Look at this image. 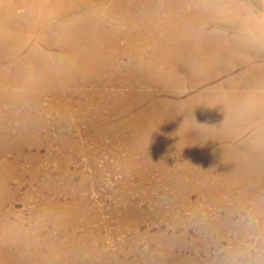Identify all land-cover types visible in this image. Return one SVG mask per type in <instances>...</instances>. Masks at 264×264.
Listing matches in <instances>:
<instances>
[{
    "label": "rangeland",
    "instance_id": "obj_1",
    "mask_svg": "<svg viewBox=\"0 0 264 264\" xmlns=\"http://www.w3.org/2000/svg\"><path fill=\"white\" fill-rule=\"evenodd\" d=\"M102 1H104L103 4L108 3V6L110 5L108 0ZM102 1L88 0L86 3L91 5ZM155 1L158 8L164 7L166 3L174 6L173 0H171L172 3L168 0H154L153 2ZM257 1H213L212 4L216 6L218 4L220 11L216 12L217 14L212 12L207 16L208 18L205 16L197 18L196 24L201 27L202 31L197 33V30L192 31L185 27L180 31L181 33H178L173 29L170 22L167 24V26L170 24L168 27L160 24L163 30L154 32V34L156 33L155 37L159 35V40L150 42L151 44L148 43L149 45L143 42L130 43L125 41L128 36L142 35V31L129 30L130 32L127 33V30L118 29L120 34L117 32L116 35L123 37V41L127 43L123 41L116 42L115 46L118 51L131 52L130 54L135 56L140 53L138 50L144 49L143 51L150 53L152 61L157 58L152 63L141 67L138 66L139 68L136 67L134 69L146 72L141 77L144 81H147L150 75L159 76V85L152 83L153 85L146 86L145 91L152 94L157 91L155 88L158 90L161 88V92L154 94L158 98L168 97L171 100V103L168 102L169 106L166 109L170 114H173L170 116H173L172 120L176 127L181 129L187 127V130L191 127L189 131L192 132L181 138L176 131L172 132V134L166 131L157 134L158 132L155 131L157 133L152 135L148 141L142 138L139 141L140 143L119 142L111 140L103 132L97 133L92 128L88 129L86 127L85 114L83 118L82 116L78 117V115L69 114L70 127L64 129L63 124L59 127L55 124V121L57 120V114H67L69 110L60 109L58 112L50 110L49 107L54 104V99L50 95L44 96L39 100L38 105L40 107L35 108L32 103L28 106V111L30 115L36 116L35 118L41 119L44 117L42 119L53 127L48 130L50 131L49 136L46 137L44 135L47 128L41 126L36 131L25 129L23 132H16V135H20L16 143L9 140L3 141V143L0 141V162L5 164L4 170L0 173V211L9 213L11 220L17 218L21 220L24 229L34 230L32 219L30 220L28 217L29 213L34 214L44 204V209L40 213L46 210L50 217L41 220L44 225L42 233L44 235L48 233L49 238L55 239V244L65 245V254L63 253L61 256L63 259L65 257L68 258L70 264H264V204H262L264 203V2H261L264 0ZM114 2L126 3L127 0H116ZM239 2L242 3L239 5ZM237 3L240 7L237 6ZM231 4H234L233 7ZM216 6L214 7L216 8ZM260 13L263 14L261 15ZM77 16H82L84 19L82 20L80 17L78 20L81 19L82 21L80 22L85 24L90 21L89 17L84 16L83 13L72 15V18L70 16L68 20H72L75 23ZM159 21L162 23V20L159 19ZM63 22H56V27ZM204 22L205 24H203ZM56 27L48 36V41L52 43L55 34L59 33V29H56ZM161 35L162 37H160ZM190 35L193 37H190ZM205 36H209V38ZM197 37L200 40L195 42ZM183 44L186 46V50ZM192 48L194 49L192 50ZM1 49L5 51L4 47ZM156 54L157 57L155 56ZM197 57L199 58L197 59ZM204 57L207 61H202ZM3 61L6 62L7 59ZM157 61L161 62L158 63ZM195 62L196 64H194ZM155 70L157 71L155 72ZM163 77L164 80L162 79ZM244 77L248 80L244 79ZM133 79L140 80V78ZM229 85L233 86L230 87ZM250 95L251 97H248ZM251 102L254 104L252 105ZM181 103L183 106H181ZM189 103L191 106L188 105ZM205 109L208 110L206 111ZM84 111H87V106H85ZM240 112L241 114L239 115ZM175 113L177 114L174 115ZM248 114L249 116H247ZM256 119L258 120L256 121ZM3 120L10 123L6 119L0 118V124L5 123ZM33 122L34 124L37 123L36 119ZM262 123L263 125H261ZM204 132L208 133L205 134ZM203 136L205 137L203 138ZM57 137L60 141L56 139ZM132 149L133 151H131ZM243 155H246V157ZM253 160L257 161L254 162ZM243 165L246 167H243ZM247 170L250 171L248 172ZM200 180L202 181L199 182ZM258 189L259 191L257 192ZM256 193L259 194V197ZM209 197L211 198L210 200ZM46 205L48 206L46 207ZM70 211L71 213H69ZM34 216L36 217V222H40L39 215L34 214ZM72 238L79 241V248L77 247L79 250L76 249V245L71 241ZM17 256L20 257L21 253H18ZM17 264L29 263L18 261Z\"/></svg>",
    "mask_w": 264,
    "mask_h": 264
},
{
    "label": "bare ground",
    "instance_id": "obj_2",
    "mask_svg": "<svg viewBox=\"0 0 264 264\" xmlns=\"http://www.w3.org/2000/svg\"><path fill=\"white\" fill-rule=\"evenodd\" d=\"M95 1V0H94ZM99 1V0H97ZM102 1V0H100ZM108 0L110 5L96 2L88 4V0H0V118L10 123L0 124V141H16L20 135L16 132L23 130L36 131L44 126L47 131L44 135L49 136V128H53L42 118H35L29 114L28 106L34 104L40 107L39 100L47 95L54 99V104L49 108L55 112L67 109V114H57L55 124L70 127L68 115H86V127L94 129L95 132L105 133L111 140L119 142L134 143L142 138L150 140L155 133L162 131H176L179 136L185 137L191 133L186 128H178L174 124L173 114L167 111L168 97L158 98L154 93L145 91L150 84L159 85V76L150 75L147 81L142 76L144 70L134 69L145 64L152 63L150 53L138 50L135 56L130 53L120 52L115 43L123 41L124 38L116 35L118 29L142 31V35L127 37L126 42L150 43L159 40L154 32L163 30L170 22L178 33L183 28H189L197 33L202 31L196 24V20L219 12L220 7L212 2L219 0H173L174 6L166 3L164 7L158 8L156 1L151 0H127L125 3ZM169 2L171 0H168ZM223 1V0H222ZM260 1V0H258ZM257 1V2H258ZM106 2V1H105ZM264 2V1H261ZM92 3V2H91ZM172 3V1H171ZM242 2H239V5ZM224 4V2H223ZM250 4V3H249ZM106 5V6H105ZM114 5V6H113ZM232 5V4H231ZM234 5V4H233ZM232 5V7H233ZM237 3V6H239ZM113 6V7H112ZM216 6V8L214 7ZM236 6V7H237ZM242 6V5H241ZM263 6V5H262ZM225 7V6H224ZM240 7V6H239ZM253 7V6H252ZM243 8V7H242ZM247 8H249L247 6ZM246 8V9H247ZM229 10V9H228ZM243 10V9H242ZM248 10V9H247ZM254 10V9H253ZM258 10V9H257ZM223 11V10H222ZM232 11V10H231ZM226 12V11H225ZM235 12V11H234ZM251 12V11H250ZM256 12V11H255ZM84 14L89 20L85 24L82 16H77V21H69L72 15ZM87 13V14H86ZM238 13V12H237ZM217 14V13H216ZM223 14V13H222ZM229 14V13H228ZM239 14V13H238ZM250 14V13H248ZM252 14V13H251ZM255 14V13H254ZM261 14V13H260ZM263 14V13H262ZM261 14V15H262ZM225 15V14H224ZM222 16V15H221ZM230 16V15H229ZM234 16V15H233ZM239 16V15H238ZM82 20H78V18ZM241 17V16H239ZM74 18V17H73ZM198 18V19H197ZM162 20V23H160ZM204 19V18H203ZM238 19V18H237ZM251 19V18H250ZM68 22H67V21ZM221 20V19H219ZM217 20V21H219ZM241 20V19H240ZM239 20V21H240ZM244 20V19H243ZM252 20V19H251ZM261 20V19H260ZM64 21L56 27V24ZM214 21V20H213ZM216 21V22H217ZM227 21V20H226ZM245 21V20H244ZM57 22V23H56ZM80 22V23H79ZM232 22V21H231ZM56 23V24H55ZM239 23V22H238ZM257 23V20H256ZM264 23V22H263ZM205 24V22L203 23ZM202 25V24H201ZM228 25V24H227ZM231 25V24H230ZM255 25V24H254ZM229 26V25H228ZM233 26V25H232ZM231 26V27H232ZM59 29L52 39L48 41L51 31ZM235 27V26H234ZM205 28V27H204ZM203 28V29H204ZM55 29V30H56ZM170 29V27H169ZM130 30V31H129ZM161 30V31H162ZM172 30V29H171ZM57 31V30H56ZM173 31V30H172ZM175 32V31H174ZM173 32V33H174ZM191 32V31H190ZM209 32V31H208ZM54 33V32H53ZM176 33V32H175ZM181 33V32H180ZM120 34V32L118 33ZM134 34V33H133ZM169 34V33H168ZM184 34V33H182ZM206 34V33H205ZM163 35V34H162ZM162 35L160 37H162ZM172 35V34H171ZM187 35V34H186ZM193 35V34H192ZM127 36V35H126ZM170 36V35H169ZM53 37V36H52ZM180 37V36H179ZM187 37V36H186ZM190 37H193L190 35ZM196 37V36H195ZM204 37V36H203ZM207 37V36H205ZM188 38V37H187ZM209 38V36L207 37ZM173 39V38H172ZM171 39V40H172ZM181 39V37H180ZM50 40V39H49ZM170 40V39H168ZM194 40V39H193ZM192 40V41H193ZM200 40L197 37L195 42ZM206 40V39H205ZM204 40V41H205ZM164 41V39H163ZM188 41V40H185ZM202 41V42H204ZM209 41V40H208ZM124 42V41H123ZM124 42V43H126ZM174 42V41H173ZM181 42V41H180ZM199 42V41H198ZM122 43V44H124ZM192 43V42H191ZM201 43V42H200ZM199 43V44H200ZM127 44V43H126ZM151 44V43H150ZM158 44V43H157ZM156 44V45H157ZM169 44V43H167ZM194 44V43H193ZM113 45V47H111ZM132 45V44H131ZM141 45V44H140ZM149 45V44H148ZM172 45V43H171ZM175 45V44H174ZM196 45V43H195ZM122 46V45H121ZM133 46V45H132ZM143 46H145L143 44ZM183 46H185L183 44ZM190 46V45H189ZM193 46V45H192ZM202 46V43H201ZM118 47V46H117ZM125 47V46H124ZM128 47V46H127ZM131 47V46H130ZM160 47V46H159ZM166 47V46H165ZM179 47V46H178ZM191 47V46H190ZM196 47V46H195ZM198 47V46H197ZM200 47V46H199ZM137 48V47H136ZM146 48V47H145ZM168 48V47H167ZM176 48V47H175ZM125 49V48H124ZM138 49V48H137ZM152 49V48H151ZM171 49V48H170ZM194 48H192L193 50ZM126 50V49H125ZM149 50V49H148ZM163 50V49H162ZM173 50V49H172ZM184 50V49H183ZM182 50V51H183ZM186 50V46H185ZM184 50V52H185ZM203 50V49H202ZM137 51V50H136ZM175 51V50H174ZM177 51V50H176ZM195 51V50H194ZM208 51V50H206ZM204 51V52H206ZM162 52V51H161ZM159 52V53H161ZM189 52V51H188ZM198 52V50H197ZM163 53V52H162ZM191 53V52H190ZM209 53V52H208ZM206 53V54H208ZM152 54V52H151ZM178 54V53H177ZM187 55V54H186ZM192 55V54H191ZM216 55V54H215ZM157 57V54L155 55ZM162 56V55H161ZM167 56V55H166ZM177 56V55H176ZM175 56V57H176ZM180 56V55H179ZM194 56V54H193ZM192 56V57H193ZM203 56V55H202ZM164 57V56H163ZM173 57V56H172ZM189 57V56H187ZM153 58V57H152ZM168 58V57H167ZM166 58V59H167ZM199 57H197L198 59ZM7 61H3L6 60ZM163 59V58H162ZM172 59V58H171ZM180 59V58H179ZM202 59V58H201ZM221 59V58H220ZM234 59V58H233ZM165 60V59H163ZM173 60V59H172ZM192 60V59H191ZM250 60V59H249ZM176 61V60H175ZM174 61V62H175ZM185 61V60H184ZM194 61V60H193ZM202 61H207L204 57ZM219 61V60H218ZM137 62V63H136ZM158 62V61H157ZM161 62V61H159ZM158 62V63H159ZM177 62V61H176ZM180 62V61H179ZM192 62V61H191ZM243 62V61H242ZM157 63V64H158ZM163 63V62H162ZM168 63V62H167ZM171 63V62H170ZM190 63V62H189ZM198 63V62H197ZM202 63V62H201ZM216 63V62H215ZM256 63V62H255ZM156 64V63H155ZM164 64V63H163ZM175 64V63H174ZM179 64V63H178ZM187 64V63H186ZM196 64V62L194 63ZM206 64V63H205ZM208 64V63H207ZM221 64V63H220ZM219 64V65H220ZM223 64V63H222ZM137 65V66H136ZM154 65V63H153ZM152 65V66H153ZM177 65V64H176ZM189 65V64H188ZM198 65V64H197ZM226 65V64H225ZM147 66V65H146ZM150 66V65H149ZM148 66V67H149ZM162 66V65H160ZM171 66V65H170ZM191 66V65H190ZM206 66V65H205ZM209 66V65H208ZM138 67V68H139ZM172 67V66H171ZM170 67V68H171ZM200 67V66H199ZM214 67V66H213ZM227 67V66H226ZM259 67V66H258ZM168 68V67H167ZM202 68V67H201ZM216 68V67H215ZM230 68V67H228ZM260 68V67H259ZM262 68V67H261ZM156 69V68H155ZM174 69V68H173ZM190 69V68H189ZM197 69V68H196ZM225 69V68H224ZM172 70V69H171ZM202 70V69H201ZM204 70V69H203ZM260 70V69H259ZM150 71V70H149ZM153 71V70H152ZM157 70H155L156 72ZM176 71V70H175ZM188 71V70H187ZM211 71V70H210ZM218 71V69H217ZM224 71V70H223ZM159 72V71H158ZM157 72V73H158ZM166 72V71H165ZM172 72V71H171ZM179 72V71H177ZM226 72V71H225ZM229 72V71H228ZM162 73V72H161ZM168 73V72H167ZM198 73V72H197ZM201 73V72H200ZM218 73V72H216ZM166 74V73H165ZM170 74V73H169ZM176 74V73H175ZM187 74V73H186ZM190 74V73H189ZM149 75V74H148ZM168 75V74H167ZM173 75V74H171ZM252 75V74H251ZM255 75V74H254ZM163 76V75H162ZM181 76V75H180ZM198 76V75H196ZM201 76V75H200ZM235 76V75H234ZM165 77V75H164ZM164 77L162 78L164 80ZM182 77V76H181ZM212 77V76H211ZM238 77V76H237ZM133 78H140L133 79ZM146 78V77H145ZM178 78V77H176ZM185 78V77H184ZM191 78V76H190ZM189 78V79H190ZM195 78V77H194ZM206 78V77H205ZM229 78V77H228ZM232 78V77H231ZM236 78V77H235ZM239 78V77H238ZM255 78V77H254ZM142 79V80H141ZM166 79V78H165ZM188 79V78H187ZM193 79V78H192ZM240 79V78H239ZM244 79H247L244 77ZM170 80V79H168ZM182 80V79H181ZM186 80V79H185ZM184 80V81H185ZM191 80V79H190ZM231 80V79H230ZM235 80V79H234ZM237 80V79H236ZM248 80V79H247ZM256 80V79H255ZM253 81V79H252ZM169 83L168 81H166ZM183 82V81H182ZM191 82V81H190ZM208 82V81H207ZM193 83V82H192ZM221 83V82H220ZM245 83V82H244ZM253 83V82H251ZM152 84V85H153ZM163 84V83H162ZM171 84V83H170ZM227 84V83H226ZM231 84V83H230ZM242 84V83H241ZM196 85V84H195ZM228 85V84H227ZM234 85V82H233ZM232 85V86H233ZM236 85V84H235ZM164 86V85H163ZM178 86V84H177ZM184 86V85H183ZM230 86V85H229ZM230 86V87H232ZM243 86V85H242ZM264 86V85H263ZM166 87V84H165ZM164 87V88H165ZM181 87V86H180ZM251 87V86H250ZM163 88V89H164ZM187 88V87H186ZM225 88V87H224ZM229 88V87H228ZM237 88V86H235ZM149 89V88H148ZM151 89V87H150ZM153 89V88H152ZM176 90V89H175ZM240 90V89H239ZM179 91V90H178ZM182 91V90H181ZM184 91V90H183ZM241 91V90H240ZM245 91V90H244ZM167 92V91H166ZM173 92V91H172ZM227 92V91H226ZM235 92V91H234ZM247 93V92H246ZM174 94V93H173ZM181 94V93H180ZM179 94V95H180ZM153 95V96H152ZM175 95V94H174ZM258 95V94H257ZM248 97H251L248 96ZM244 98V97H243ZM254 98V97H253ZM52 99V100H53ZM191 99V98H190ZM264 99V98H263ZM253 100V99H252ZM181 101V100H180ZM190 101V100H189ZM196 101V100H195ZM247 101V99H246ZM177 102V101H176ZM175 102V103H176ZM182 102V101H181ZM245 102V101H244ZM255 102V101H254ZM41 103V102H40ZM210 103V102H209ZM248 103V102H247ZM250 103V102H249ZM252 103V102H251ZM43 104V103H42ZM51 104V103H50ZM173 104V103H172ZM179 104V103H178ZM254 103H252L253 105ZM263 104V103H262ZM190 105V103L188 104ZM257 105V104H256ZM87 106V111H84ZM171 106V105H170ZM174 106V105H173ZM178 106V105H176ZM181 106L182 103H181ZM180 106V107H181ZM191 106V105H190ZM242 106V105H241ZM246 106V105H244ZM261 106V105H260ZM44 107V106H43ZM247 107V106H246ZM254 107V106H253ZM264 107V106H263ZM30 108V107H29ZM33 108V107H32ZM178 108V107H177ZM182 108V107H181ZM249 108V107H248ZM261 108V107H260ZM171 109V108H170ZM243 109V108H242ZM172 110V109H171ZM176 110V109H175ZM190 110V109H189ZM195 110V109H193ZM206 110V109H205ZM208 110V109H207ZM206 110V111H207ZM32 111V110H31ZM62 111V110H61ZM245 111V110H244ZM255 111V110H254ZM180 112V111H177ZM182 112V111H181ZM202 112V111H201ZM200 112V113H201ZM205 112V111H203ZM211 112V111H210ZM242 112V111H241ZM239 113V115L241 114ZM260 112V111H259ZM32 113V112H30ZM40 113V112H39ZM36 114V113H35ZM175 113L174 115H176ZM179 114V113H178ZM184 114V113H183ZM212 114V113H211ZM251 114V113H250ZM253 114V113H252ZM255 114V113H254ZM47 115V114H46ZM54 115V114H53ZM181 115V114H180ZM179 115V116H180ZM190 115V114H189ZM209 115V114H208ZM196 116V115H195ZM249 116V114L247 115ZM49 117V116H48ZM175 117V116H174ZM223 117V116H222ZM230 117V116H229ZM232 117V116H231ZM255 117V116H254ZM264 117V116H263ZM52 118V117H51ZM176 118V117H175ZM211 118V117H209ZM216 118V117H215ZM224 118V117H223ZM226 118V117H225ZM241 118V117H240ZM262 118V117H261ZM37 121L34 124L33 120ZM49 119V118H48ZM197 119V118H196ZM237 119V118H235ZM243 119V118H242ZM247 119V118H246ZM249 119V118H248ZM251 119V118H250ZM47 120V119H46ZM77 120V118H76ZM214 120V119H213ZM218 120V119H217ZM231 120V119H230ZM258 119H256L257 121ZM2 121V122H3ZM80 121V120H79ZM203 122V120H201ZM225 121V120H223ZM233 121V120H232ZM238 121V119H237ZM251 121V120H250ZM190 122V121H189ZM192 122V121H191ZM201 122V123H202ZM218 122V121H217ZM227 122V120H226ZM234 122V121H233ZM254 122V121H253ZM188 124V122H186ZM196 123V122H195ZM224 123V122H223ZM222 123V124H223ZM247 123V122H246ZM245 123V124H246ZM34 124V125H33ZM54 124V125H55ZM221 124V126H222ZM227 124V123H226ZM235 124V123H234ZM239 124V123H238ZM244 124V125H245ZM249 124V123H248ZM53 125V124H52ZM75 125V124H73ZM193 125V124H192ZM263 125V123L261 124ZM56 126V127H57ZM72 126V125H71ZM198 126V125H197ZM203 126V125H202ZM210 126V125H209ZM236 126V125H235ZM256 126V125H254ZM227 127V126H226ZM244 127V126H243ZM246 127V126H245ZM259 127V126H258ZM55 128V127H54ZM194 128V126H193ZM200 128V127H199ZM204 128V127H203ZM213 128V127H212ZM234 128V127H233ZM240 128V127H239ZM249 128V127H248ZM255 128V127H254ZM215 129V128H214ZM246 129V128H245ZM87 130V129H86ZM85 130V131H86ZM198 130V129H196ZM196 130H194L196 132ZM206 130V128H205ZM209 130V128H208ZM224 130V129H223ZM240 130V129H239ZM256 130V129H255ZM259 130V129H258ZM59 131V130H58ZM157 131V132H155ZM203 131V130H201ZM211 131V130H210ZM244 131V130H243ZM67 132V130H66ZM215 132V131H214ZM211 132V133H214ZM237 132V131H236ZM254 132V131H253ZM69 133V132H68ZM88 133V132H87ZM201 133V132H200ZM205 133V132H204ZM208 133V132H206ZM205 133V134H206ZM210 133V134H211ZM217 133V132H216ZM226 133V132H225ZM250 133V132H249ZM255 133V132H254ZM253 133V134H254ZM260 133V132H258ZM39 134V133H38ZM56 134V133H55ZM93 134V133H92ZM91 134V135H92ZM194 134V133H192ZM238 134V133H237ZM246 134V133H245ZM248 134V132H247ZM43 135V134H41ZM43 135V136H44ZM61 135V134H60ZM189 135V134H188ZM261 135V134H260ZM39 136V135H38ZM59 136V135H58ZM65 136V134H64ZM96 136V135H95ZM193 136V135H192ZM195 136V135H194ZM239 136V135H238ZM254 136V135H251ZM34 137V136H33ZM93 137V135H92ZM97 137V136H96ZM161 137V136H160ZM188 137V136H187ZM205 136H203L204 138ZM210 137V136H209ZM249 137V135H248ZM35 138V137H34ZM44 138V137H43ZM49 138V137H48ZM47 138V139H48ZM89 138V137H88ZM95 138V137H93ZM155 138V137H154ZM165 138V137H164ZM170 138V137H169ZM173 138V137H171ZM202 138V139H203ZM216 138V137H215ZM227 138V137H226ZM244 138V137H243ZM254 138V137H253ZM256 138V137H255ZM259 138V136H258ZM264 138V137H263ZM58 140V137L56 138ZM65 139V138H64ZM71 139V138H70ZM102 139V138H101ZM147 139V140H146ZM161 139V138H160ZM193 139V138H191ZM196 139V138H195ZM213 139V138H212ZM222 139V138H221ZM225 139V137H224ZM257 139V138H256ZM43 140V139H42ZM68 140V139H67ZM163 140V139H162ZM189 140V139H188ZM204 140V139H203ZM210 140V139H208ZM216 140V139H214ZM258 140V139H257ZM263 140V139H262ZM8 141V142H9ZM21 141V140H20ZM46 141V140H45ZM60 141V139L58 140ZM97 141V140H96ZM166 141V140H165ZM172 141V140H170ZM186 141V139H185ZM197 141V140H196ZM211 141V140H210ZM244 141V140H243ZM9 142V143H10ZM176 142V141H175ZM183 142V141H181ZM191 142V141H190ZM202 142V141H201ZM206 142V141H205ZM209 142V141H208ZM216 142V141H215ZM229 142V141H228ZM247 142V141H246ZM245 142V143H246ZM251 142V141H250ZM263 142V141H262ZM20 144V142H18ZM41 143V142H40ZM113 143V142H112ZM140 143V142H139ZM154 143V142H153ZM192 143V142H191ZM226 143V142H225ZM6 144V143H5ZM13 144V143H12ZM43 144V143H42ZM117 144V143H116ZM168 144V143H167ZM172 144V143H171ZM176 144V143H175ZM180 144V143H179ZM193 144V143H192ZM204 144V142H203ZM212 144V143H211ZM221 144V143H220ZM224 144V143H223ZM222 144V146H223ZM233 144V143H232ZM256 144V143H255ZM41 145V144H40ZM16 146V144H15ZM37 146V144H36ZM128 146V144H127ZM131 146V144H130ZM162 146V144H161ZM189 146V144H188ZM217 146V144H216ZM253 146V144H252ZM4 147V146H2ZM1 147V148H2ZM9 147V146H8ZM14 147V144H13ZM12 147V148H13ZM38 147V146H37ZM126 147V146H125ZM134 147V146H132ZM220 147V146H219ZM224 147V146H223ZM221 147V148H223ZM259 147V146H258ZM257 147V148H258ZM23 148V147H22ZM168 148V147H167ZM189 148V147H188ZM187 148V149H188ZM197 148V146H196ZM201 149V147H199ZM233 148V147H232ZM247 148V147H246ZM249 148V147H248ZM256 148V147H255ZM24 149V148H23ZM128 149V148H127ZM154 149V148H153ZM185 149V148H184ZM243 149V148H242ZM253 149V148H252ZM3 150V149H2ZM6 150V149H5ZM14 150V149H13ZM12 150V151H13ZM16 150V149H15ZM178 150V147H177ZM176 150V151H177ZM190 150V149H189ZM211 150V149H210ZM216 150V149H215ZM220 150V149H219ZM230 150V149H229ZM236 150V149H235ZM130 151V150H129ZM133 151V149L131 150ZM130 151V152H131ZM176 151H174L176 153ZM206 151V150H205ZM226 151V150H225ZM237 151V150H236ZM242 151V150H241ZM259 151V150H258ZM262 151V150H261ZM29 152V151H27ZM135 152V151H134ZM137 152V151H136ZM141 152V151H140ZM179 152V151H178ZM191 152V151H190ZM193 152V151H192ZM215 152V151H214ZM213 152V153H214ZM244 152V151H243ZM242 152V154H243ZM254 152V151H253ZM257 152V150H256ZM23 153V152H22ZM30 153V152H29ZM34 153V152H33ZM164 153V152H163ZM171 153V152H170ZM189 153V152H188ZM219 153V152H218ZM236 153V152H234ZM250 153V152H249ZM260 153V152H259ZM129 154V153H128ZM144 154V153H143ZM142 154V155H143ZM165 154V153H164ZM191 154V153H190ZM203 154V153H202ZM206 154V153H205ZM220 154V153H219ZM226 154V153H225ZM237 154V153H236ZM235 154V155H236ZM183 155V154H182ZM181 155V156H182ZM213 155V154H212ZM216 155V154H215ZM214 155V156H215ZM218 155V154H217ZM223 155V154H221ZM231 155V153H230ZM238 155V154H237ZM248 155V154H247ZM250 155V154H249ZM41 156V155H40ZM140 156V155H139ZM148 156V155H147ZM192 156V155H191ZM200 156V155H199ZM225 156V155H224ZM244 156V155H243ZM261 156V155H260ZM259 156V157H260ZM32 157V156H31ZM246 157V155L244 156ZM1 158V157H0ZM22 158V157H21ZM141 158V157H140ZM145 158V156H144ZM186 158V157H185ZM188 158V157H187ZM210 158V157H209ZM208 158V159H209ZM219 158V157H218ZM255 158V157H254ZM32 159V158H31ZM148 159V158H147ZM190 159V158H189ZM237 159V157H236ZM40 160V159H39ZM214 160V159H213ZM216 160V159H215ZM219 160V159H218ZM217 160V161H218ZM225 160V159H224ZM238 160V159H237ZM6 161V160H5ZM25 161V160H24ZM146 161V160H145ZM164 161V160H163ZM184 161V160H183ZM195 161V160H194ZM193 161V163H194ZM202 161V160H201ZM211 161V160H209ZM252 161V160H251ZM254 161V160H253ZM257 161V160H256ZM254 161V162H256ZM260 161V160H259ZM28 162V161H27ZM143 162V161H142ZM154 162V161H153ZM166 162V161H165ZM215 162V161H214ZM224 162V161H223ZM239 162V161H238ZM247 162V161H246ZM147 163V162H146ZM150 163V162H148ZM161 163V162H160ZM211 163V162H210ZM229 164V162L227 161ZM226 163V164H227ZM249 163V162H248ZM259 163V162H258ZM18 164V163H17ZM190 164V163H189ZM196 164V163H195ZM200 164V163H199ZM221 164V162H220ZM224 164V163H222ZM231 164V163H230ZM250 164V163H249ZM255 164V163H254ZM253 164V166H255ZM203 165V164H202ZM206 165V164H205ZM214 165V164H213ZM236 165V164H235ZM245 165V163H244ZM243 167H246L244 166ZM248 165V164H247ZM28 166V165H27ZM151 166V165H150ZM153 166V164H152ZM155 166V165H154ZM197 166V165H196ZM199 166V165H198ZM229 166V165H228ZM257 166V165H256ZM260 166V165H259ZM5 164L0 162V173ZM13 167V166H12ZM159 167V166H157ZM235 167V166H234ZM242 167V168H243ZM24 168V167H23ZM156 168V167H155ZM181 168H183L181 166ZM228 168V167H227ZM233 168V167H232ZM231 168V169H232ZM263 168V167H262ZM187 169V168H186ZM190 169V168H189ZM192 169V168H191ZM202 169V168H201ZM205 169V168H204ZM230 169V168H229ZM234 169V168H233ZM260 169V168H259ZM7 170V169H6ZM184 170V169H183ZM188 170V169H187ZM195 170V169H194ZM193 170V171H194ZM242 170V169H241ZM258 170V169H257ZM167 171V170H166ZM191 171V170H190ZM200 171V170H199ZM222 171V170H221ZM234 171V170H233ZM239 171V170H238ZM248 171V170H247ZM250 171V170H249ZM248 171V172H249ZM262 171V170H261ZM40 172V170H39ZM177 172V171H176ZM175 172V173H176ZM181 172V171H180ZM195 172V171H194ZM193 172V173H194ZM229 172V171H228ZM237 172V171H236ZM246 172V171H244ZM255 172V171H254ZM8 173V172H7ZM41 173V172H40ZM191 173V172H190ZM189 173V174H190ZM192 173V174H193ZM196 173V172H195ZM209 173V172H208ZM218 173V172H217ZM221 173V172H220ZM223 173V172H222ZM227 173V172H225ZM230 173V172H229ZM14 174V173H13ZM62 174V172H61ZM185 174V173H184ZM240 175V173H238ZM245 174V173H244ZM248 174V173H246ZM255 174V173H254ZM257 174V173H256ZM3 175V174H2ZM11 175V174H10ZM44 175V174H43ZM164 175V174H163ZM162 175V176H163ZM182 175V174H181ZM186 175V174H185ZM184 175V176H185ZM195 175V174H194ZM193 175V176H194ZM204 175V174H203ZM259 175V174H258ZM261 175V174H260ZM263 175V174H262ZM35 176V175H34ZM64 176V175H63ZM161 176V177H162ZM179 176V175H178ZM189 176V175H188ZM228 176V175H227ZM5 177V176H4ZM14 177V176H13ZM62 177V176H61ZM205 177V176H204ZM234 177V176H231ZM238 177V176H237ZM263 177V176H262ZM46 178V177H45ZM168 178V177H167ZM176 178V177H174ZM173 178V179H174ZM203 178V177H202ZM243 178V177H242ZM257 178V177H256ZM59 179V178H58ZM57 179V180H58ZM62 179V178H61ZM64 179V178H63ZM213 179V178H211ZM221 179V178H220ZM239 179V178H238ZM47 180V179H46ZM51 180V179H50ZM49 180V181H50ZM60 180V179H59ZM164 180V178H163ZM210 180V179H209ZM236 180V179H235ZM252 180V179H251ZM62 181V180H61ZM169 181V180H168ZM200 180L199 182H201ZM239 181V180H238ZM237 181V182H238ZM246 181V180H245ZM258 181V180H257ZM48 182V181H47ZM53 182V181H52ZM59 182V181H57ZM167 182V181H166ZM177 182V181H176ZM184 182V181H183ZM214 182V181H213ZM212 182V183H213ZM217 182V181H216ZM221 182V181H220ZM219 182V183H220ZM244 182V181H243ZM248 182V181H246ZM165 183V182H164ZM188 183V182H187ZM209 183V182H208ZM242 183V182H241ZM240 183V184H241ZM255 183V182H253ZM264 183V182H263ZM5 184V183H3ZM18 184V182H17ZM52 184V183H51ZM55 184V183H54ZM58 184V183H57ZM60 184V182H59ZM173 184V183H172ZM176 184V183H175ZM179 184V183H178ZM203 184V183H202ZM214 184V183H213ZM226 184V182H225ZM236 184V183H235ZM246 184V183H245ZM250 184V183H249ZM46 185V184H45ZM191 185V184H189ZM221 185V184H220ZM233 185V184H232ZM239 185V183H238ZM260 185V183H259ZM3 186V185H2ZM38 186V185H37ZM36 186V187H37ZM48 186V185H47ZM46 186V187H47ZM175 186V185H174ZM180 186V185H179ZM178 186V187H179ZM223 186V185H222ZM229 186V185H228ZM237 186V185H236ZM257 186V185H256ZM18 187V186H17ZM183 187V186H182ZM188 187V186H187ZM196 187V186H195ZM217 187V186H216ZM220 187V186H219ZM241 187V186H240ZM247 187V186H246ZM5 188V187H4ZM19 188V187H18ZM70 188V187H69ZM177 188V187H176ZM181 188V187H180ZM210 188V187H209ZM208 188V189H209ZM226 188V187H225ZM231 188V187H230ZM235 188V187H234ZM256 188V187H255ZM53 189V188H52ZM170 189V188H169ZM190 189V188H189ZM227 189V188H226ZM236 189V188H235ZM240 189V188H239ZM244 189V188H243ZM257 189V188H256ZM18 190V189H16ZM178 190V188H177ZM203 190V189H202ZM213 190V189H212ZM232 190V189H231ZM230 190V191H231ZM238 190V189H237ZM254 190V189H253ZM55 191V190H54ZM53 191V192H54ZM68 191V190H67ZM174 191V190H173ZM180 191V190H179ZM178 191V192H179ZM185 191V190H184ZM188 191V190H187ZM205 191V190H203ZM244 191V190H243ZM259 189L257 190V192ZM2 192V191H1ZM220 192V191H219ZM222 192V191H221ZM224 192V191H223ZM236 192V190H235ZM16 193V192H15ZM46 193V192H45ZM51 193V192H50ZM56 193V192H55ZM70 193V192H69ZM167 193V192H166ZM173 193V192H172ZM177 193V192H176ZM183 193V192H182ZM186 193V192H185ZM190 193V192H189ZM201 193V192H200ZM245 193V192H244ZM254 193V191H253ZM49 194V193H48ZM58 194V193H57ZM72 194V193H71ZM164 194V193H163ZM206 194V193H205ZM218 194V192H217ZM226 194V193H225ZM230 194V193H229ZM233 194V193H232ZM241 194V192H240ZM2 195V194H1ZM259 197V194L256 193ZM9 196V195H8ZM11 196V195H10ZM13 196V195H12ZM72 196V195H71ZM70 196V197H71ZM176 196V195H173ZM181 196V195H180ZM213 196V195H212ZM210 196V197H212ZM237 196V195H236ZM242 196V195H241ZM167 197V196H166ZM188 197V196H187ZM205 197V196H204ZM209 197V200L211 199ZM257 197V198H258ZM261 197V196H260ZM263 197V196H262ZM168 198V197H167ZM181 198V197H180ZM231 198V197H230ZM249 198V197H248ZM256 198V199H257ZM264 198V197H263ZM3 199V198H2ZM47 199V197H46ZM164 199V197H163ZM218 199V198H217ZM237 199V197H236ZM246 199V198H245ZM260 199V198H259ZM262 199V198H261ZM50 200V199H49ZM172 200V199H171ZM177 200V199H176ZM179 200V199H178ZM190 200V199H189ZM220 200V199H219ZM242 200V199H241ZM248 200V199H247ZM246 200V201H247ZM174 201V200H173ZM185 201V199H184ZM233 201V200H232ZM249 201V200H248ZM252 201V200H251ZM263 201V200H261ZM42 202V201H41ZM44 202V201H43ZM52 202V201H51ZM172 202V201H171ZM188 202V201H187ZM215 202V201H214ZM217 202V201H216ZM229 202V201H226ZM238 202V201H237ZM259 202V201H258ZM225 203V202H224ZM244 203V202H243ZM262 203V202H261ZM260 203V204H261ZM39 204V203H38ZM47 204V203H46ZM55 204V203H54ZM73 204V203H72ZM171 204V203H170ZM185 204V202H184ZM213 204V202H212ZM227 204V203H226ZM239 204V203H238ZM236 204V205H238ZM258 204V203H257ZM264 204V203H262ZM1 205V204H0ZM44 205V204H43ZM35 211L39 215L36 222L34 214L29 213L33 228L24 229L22 221L18 218L11 220L9 213L0 211V264H17L18 261L29 264H70L68 258H62L64 246L55 244V239L49 238V234L42 233V219L50 217L44 206ZM58 205V204H56ZM74 205V204H73ZM192 205V204H190ZM218 205V204H217ZM229 205V204H228ZM232 205V204H231ZM235 205V206H236ZM240 205V204H239ZM48 205H46L47 207ZM72 206V205H71ZM76 206V205H75ZM216 206V205H215ZM234 206V205H233ZM258 206V205H257ZM51 207V206H50ZM54 207V206H53ZM57 207V206H55ZM188 207V206H187ZM231 207V206H229ZM255 207V205H254ZM260 207V206H259ZM63 208V207H62ZM68 208V207H67ZM182 208V207H181ZM237 208V207H236ZM56 209V208H53ZM65 209V208H64ZM63 209V210H64ZM71 209V208H70ZM69 209V210H70ZM78 209V208H77ZM80 209V208H79ZM239 209V208H238ZM36 210V209H35ZM49 210V209H48ZM229 210V209H228ZM243 210V209H242ZM231 211V210H229ZM237 211V210H236ZM255 211V210H254ZM32 212V211H31ZM170 212V211H169ZM257 212V210H256ZM60 213V212H59ZM62 213V212H61ZM71 213V211L69 212ZM67 212V214H69ZM73 213V212H72ZM64 214V213H63ZM66 214V213H65ZM66 214V215H67ZM222 214V213H221ZM232 214V213H231ZM229 214V215H231ZM233 215V214H232ZM53 216V215H52ZM60 216V215H59ZM54 217V216H53ZM67 217V216H66ZM221 218V217H220ZM56 219V218H55ZM71 219V218H70ZM224 219V218H223ZM52 220V219H51ZM50 220V221H51ZM59 220V219H58ZM44 221V220H43ZM66 221V220H65ZM73 221V220H72ZM226 221V220H225ZM238 221V220H237ZM58 222V221H56ZM60 222V221H59ZM58 222V223H59ZM64 222V221H63ZM224 222V221H222ZM240 222V221H239ZM45 223V222H44ZM62 223V222H61ZM46 224V223H45ZM57 224V223H56ZM59 225V224H58ZM64 225V224H63ZM209 225V224H207ZM211 225V224H210ZM221 225V224H220ZM226 225V224H225ZM238 226V225H237ZM61 227V226H60ZM211 229V228H210ZM215 229V228H214ZM207 230V229H206ZM213 230V229H212ZM239 230V229H238ZM209 231V230H208ZM66 233V232H65ZM164 234V233H163ZM220 234V233H219ZM218 234V235H219ZM58 236V234H56ZM67 235V234H66ZM175 235V234H174ZM181 235V234H180ZM183 235V234H182ZM53 236V235H52ZM64 236V235H62ZM171 236V235H170ZM176 236V235H175ZM214 236V235H213ZM212 236V237H213ZM56 237V236H55ZM75 237V236H74ZM158 237V236H154ZM165 237V235H164ZM174 237V236H173ZM182 237V236H181ZM216 237V236H215ZM61 238V237H60ZM175 238V237H174ZM219 238V237H218ZM184 239V238H183ZM210 239V238H209ZM84 240V239H83ZM171 240V239H170ZM199 240V239H198ZM215 240V239H214ZM76 249L79 241L71 240ZM176 241V240H175ZM178 241V240H177ZM181 241V240H180ZM184 241V240H183ZM71 242V243H72ZM193 242V241H192ZM209 242V241H208ZM207 242V243H208ZM212 242V241H211ZM70 243V244H71ZM210 243V242H209ZM134 244V242H133ZM177 244V243H176ZM93 245V244H91ZM182 245V244H181ZM197 245V244H196ZM70 247V245H68ZM88 246V245H87ZM201 246V245H200ZM78 247V248H77ZM91 247V246H90ZM184 247V246H183ZM203 247V244H202ZM206 248V247H205ZM91 249V248H90ZM68 250V248H67ZM79 250V249H78ZM66 251V250H65ZM90 251V250H89ZM167 251V250H166ZM165 251V252H166ZM172 251V250H171ZM164 252V253H165ZM173 252V251H172ZM21 253L18 257L17 254ZM81 253V252H80ZM84 253V252H82ZM161 253V251H160ZM65 254V253H64ZM79 254V253H78ZM89 254V253H88ZM92 254V253H91ZM60 255V256H59ZM86 256V255H85ZM70 258V257H69ZM82 258V257H81ZM90 258V257H89ZM101 259V258H100ZM92 260V259H91ZM89 260V261H91ZM114 260V259H113ZM112 260V261H113ZM95 261V260H94ZM100 261V260H99ZM108 261V260H107ZM77 262V261H76ZM109 262V261H108ZM118 262V261H117ZM82 263V262H81ZM93 263V262H92ZM95 263V262H94ZM105 263V262H104ZM75 264V263H72ZM90 264V263H89ZM97 264V263H96Z\"/></svg>",
    "mask_w": 264,
    "mask_h": 264
}]
</instances>
